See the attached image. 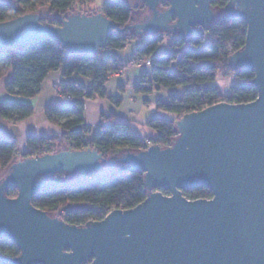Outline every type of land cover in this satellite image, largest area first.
Here are the masks:
<instances>
[{
    "label": "water",
    "instance_id": "95a60500",
    "mask_svg": "<svg viewBox=\"0 0 264 264\" xmlns=\"http://www.w3.org/2000/svg\"><path fill=\"white\" fill-rule=\"evenodd\" d=\"M130 1L146 13L123 27L100 12L72 13L60 25L42 23L37 12L0 21V49L51 38L92 55L112 31L184 39L217 15L210 0ZM220 13L246 25L243 46L227 62L253 71L255 98L183 114L165 147L151 144L111 159L94 148L60 149L11 162L0 176V238L19 253L0 255V264H264V0H227ZM113 163L143 172L147 194L134 207L75 225L31 204L43 184L39 177L97 172ZM198 186L212 196L182 194ZM9 187L16 188L14 197L5 194Z\"/></svg>",
    "mask_w": 264,
    "mask_h": 264
},
{
    "label": "trees",
    "instance_id": "16d2710c",
    "mask_svg": "<svg viewBox=\"0 0 264 264\" xmlns=\"http://www.w3.org/2000/svg\"><path fill=\"white\" fill-rule=\"evenodd\" d=\"M226 1L210 0L211 8L217 13L214 21L187 41L176 39L173 46L169 45L167 50L153 58L149 71L142 72L147 85L156 89L181 88L180 93L173 92L167 96L166 101L157 102L158 109L176 114L175 119L152 117L147 120L146 125L156 131L155 136L148 137L150 144L160 147L170 145L177 135L175 120L187 112L221 101L242 103L255 98L256 90L250 83L253 71L241 67L232 68L227 62L229 51L234 52L243 46L246 25L240 19H232L220 13ZM92 3L93 0L0 1V21L25 13H39V8L46 6L48 15L53 17H42L39 13L40 21L44 24L60 25L61 18L76 12H100L118 27L132 22L131 8L125 0H105L99 9L92 8ZM166 6L167 3L161 1L159 8ZM134 39L139 40V45L128 60L122 61L118 51ZM160 43L161 38L155 34L135 36L132 30H126L112 31L104 47L92 55L74 53L51 38H38L22 46L1 48L0 76L7 69L12 72L11 79L5 84L8 94L34 97L46 75L53 70L61 71V82L58 88L59 99L44 109L46 118L60 127V133L50 137L29 135L26 138V149L22 153L18 151L15 139L0 137V171L4 170L5 173L11 162L23 157L60 149L94 148L102 152L106 159H111L110 155L115 156L124 150L138 151L148 147L143 137L114 114L101 116L97 130L90 136L83 128L82 116L85 99L105 97V83L113 72L129 65L131 61L151 55ZM218 70L223 77L234 76L240 79L239 83L229 88L227 95H223L212 84ZM70 76H81L87 82L70 81ZM143 90L148 89L144 87ZM32 114L33 108L29 104L0 103V117L3 119L20 121ZM106 166L102 174L77 173L85 177L71 184H60L54 180L56 176L65 174L63 172L39 177L43 179V184L32 196L31 204L69 224L80 225L89 220H100L107 209L134 207L146 197L142 171L121 163ZM89 175L92 177L88 178ZM16 193L15 187L5 191L8 197H14ZM182 194L188 199L212 196L211 191L204 186L183 190ZM66 204L86 206L55 213ZM18 253L14 243L0 238V255L13 257Z\"/></svg>",
    "mask_w": 264,
    "mask_h": 264
},
{
    "label": "crops",
    "instance_id": "0c3cea01",
    "mask_svg": "<svg viewBox=\"0 0 264 264\" xmlns=\"http://www.w3.org/2000/svg\"><path fill=\"white\" fill-rule=\"evenodd\" d=\"M129 44L127 43L123 49L118 51V56L122 61L130 58L128 57ZM137 45H139V40ZM121 69L122 73L111 74L108 77L105 83V97L95 96L84 100L83 128L89 132L90 136L97 130L100 117L111 113L118 120L126 122L137 135L153 137L156 135V131L146 125L147 120L152 117L171 119L174 114L161 109L155 111L151 109L153 106L151 108L147 107L148 104L154 103L156 100L164 102L166 99L161 95L158 98L154 94H159L160 89L147 85L146 79L143 80L142 71L138 67L129 65ZM11 75V70L7 69L0 76V103L29 104L33 108V114L20 121H10L0 117V137L15 139L18 151L22 153L26 149V138L29 135L50 137L60 133V127L46 118L44 109L60 97L58 88L61 82V71H50L42 81L39 92L32 98L10 95L5 91V84L11 79ZM68 80L81 83L87 82L81 76H70ZM144 87L148 90H143ZM154 95L157 98H153Z\"/></svg>",
    "mask_w": 264,
    "mask_h": 264
},
{
    "label": "rangeland",
    "instance_id": "374dc122",
    "mask_svg": "<svg viewBox=\"0 0 264 264\" xmlns=\"http://www.w3.org/2000/svg\"><path fill=\"white\" fill-rule=\"evenodd\" d=\"M14 1L15 0H12V2H14ZM104 1L105 0H93V3L91 4V7L95 8V9H99ZM125 1L129 5V7L131 8L132 22L138 20V18L141 16L142 13H146V9L142 5H140V4L133 5L130 0H125ZM38 12L40 13V15L42 17H49L50 16V15H48V8L46 6H43V7L39 8ZM52 17L53 16H50L49 18H52ZM137 44H138V39H134L133 41L130 42V44H129L130 50L128 52V57H130V54L134 51V49L137 46ZM168 48H169V45H167V40L163 39V41H161V43L159 44V47L157 48L156 52H160V51L164 52ZM129 65H130V63H129ZM129 65H127V66H129ZM235 79H236V77H234V76L223 77V75L221 74L220 70H218V72L216 73L215 79L212 82V84L214 83V85L217 86L219 91L223 94V93H225V91H227L231 87L232 83L235 82ZM180 91H181L180 87L160 88V93L159 94L154 93V94L157 97L159 95H161L162 97H164V99H167V96L169 94H171L173 92L180 93ZM155 95L153 96V98L155 97ZM157 97H155V98H157ZM156 102H159V101L158 100L154 101L155 106H154V103L152 102V103L148 104L149 106H147V107L151 108V106H153V108H151V109H153L155 111L158 110ZM113 156H114V154L110 155L109 158H112ZM106 167L107 166L104 165L97 172L99 174H102ZM3 172H4V170L0 171V176L2 175ZM82 177L84 178L85 176H79L78 174H63L61 176H56L54 178V180L57 183H60V184H71V183H74V182L78 181ZM87 177L90 178L91 175H89ZM85 206H86L85 204H66L64 206L59 207L58 210L55 213L56 214H60V212L62 213L64 210H67V209L80 208V207H85Z\"/></svg>",
    "mask_w": 264,
    "mask_h": 264
},
{
    "label": "built area",
    "instance_id": "2783aa9c",
    "mask_svg": "<svg viewBox=\"0 0 264 264\" xmlns=\"http://www.w3.org/2000/svg\"><path fill=\"white\" fill-rule=\"evenodd\" d=\"M199 31H200L199 28H195L189 36H186V37L184 38V40L187 41V40H188L193 34L199 32ZM154 34H155L156 36H159V37L161 38V41H163V39H166V40H167V45H170V46H173V45H174V41H175L176 39H179V38H177V36H175V35H168V34L159 33V32L154 33ZM158 47H159V46H158ZM158 47H157V48H158ZM156 50H157V49H156ZM156 50H155L151 55H149V56H144V57L138 58L137 60L131 61V62H130V66L138 67V68H139L141 71H143V72H145V71H149V68H150V65H151V63H152L153 58H154L156 55H158V54H160V53L162 52V51H160V52H156ZM231 53H232V52L229 51V54H231ZM117 73H122V69H118V70H116L115 72H113V74H117ZM239 82H240V79L236 78V79H235V82L232 83L231 86H233V85H235L236 83H239ZM228 90H229V89H228ZM228 90L225 91V93H223V95H227V94H228ZM173 114H174V113H173ZM175 118H176V114L173 115V117L171 118V120H172V119H175ZM143 138H144V141L146 142V144H147L148 146L151 145V144L149 143L148 137H143ZM91 177H92V176H91ZM91 177H90V178H91ZM119 208L124 209V208H122V207H119ZM112 209H114V208L107 209V212L105 213V215H106L110 210H112ZM105 215H104V216H105Z\"/></svg>",
    "mask_w": 264,
    "mask_h": 264
},
{
    "label": "flooded vegetation",
    "instance_id": "af4514ba",
    "mask_svg": "<svg viewBox=\"0 0 264 264\" xmlns=\"http://www.w3.org/2000/svg\"><path fill=\"white\" fill-rule=\"evenodd\" d=\"M143 15H145V14H143ZM143 15L141 16V18L143 17ZM141 18H139L138 20H140ZM138 20H136V21H138ZM161 192H162L163 194H167L165 190H161Z\"/></svg>",
    "mask_w": 264,
    "mask_h": 264
}]
</instances>
